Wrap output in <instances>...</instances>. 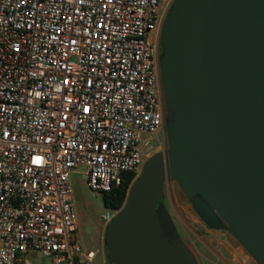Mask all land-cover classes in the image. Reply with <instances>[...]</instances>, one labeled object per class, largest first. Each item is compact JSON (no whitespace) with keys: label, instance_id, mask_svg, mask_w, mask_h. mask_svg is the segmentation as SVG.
<instances>
[{"label":"built area","instance_id":"2783aa9c","mask_svg":"<svg viewBox=\"0 0 264 264\" xmlns=\"http://www.w3.org/2000/svg\"><path fill=\"white\" fill-rule=\"evenodd\" d=\"M173 1L0 0V264H106L83 244L71 174L110 193L164 143L156 49Z\"/></svg>","mask_w":264,"mask_h":264},{"label":"water","instance_id":"95a60500","mask_svg":"<svg viewBox=\"0 0 264 264\" xmlns=\"http://www.w3.org/2000/svg\"><path fill=\"white\" fill-rule=\"evenodd\" d=\"M159 45L167 150L106 225V259L198 264L161 201L174 181L208 229L264 264V0H174Z\"/></svg>","mask_w":264,"mask_h":264},{"label":"rangeland","instance_id":"374dc122","mask_svg":"<svg viewBox=\"0 0 264 264\" xmlns=\"http://www.w3.org/2000/svg\"><path fill=\"white\" fill-rule=\"evenodd\" d=\"M166 150L167 141L164 128V143L161 148L156 149L155 153L165 152ZM85 172L86 168L79 166L71 174L78 228L86 248L100 249L98 233L101 226L105 224L102 216L106 213H112L103 207L101 195L87 188ZM163 200L173 219L180 239L192 251L198 264H226L222 257H227L229 250L235 256L238 264H256L229 233L222 230L213 232L215 234H210L207 231L206 226L193 212L189 201L186 200L176 182L169 181L166 183ZM214 235L217 236L214 238ZM217 240L228 242L234 249L217 248ZM29 258L34 264H49L40 254H31Z\"/></svg>","mask_w":264,"mask_h":264},{"label":"trees","instance_id":"16d2710c","mask_svg":"<svg viewBox=\"0 0 264 264\" xmlns=\"http://www.w3.org/2000/svg\"><path fill=\"white\" fill-rule=\"evenodd\" d=\"M133 178H134L133 174H126L124 175L121 184L114 191L110 193L101 194V202L105 209L117 210L121 208V206L123 205L126 199L128 187L131 181L133 180ZM161 201L165 204V201L163 199ZM106 261L107 263H109L107 259Z\"/></svg>","mask_w":264,"mask_h":264},{"label":"crops","instance_id":"0c3cea01","mask_svg":"<svg viewBox=\"0 0 264 264\" xmlns=\"http://www.w3.org/2000/svg\"><path fill=\"white\" fill-rule=\"evenodd\" d=\"M105 228H106V224H103L99 230V233H98V242L101 244L103 242V238H104V234H105ZM207 229V231L210 232V234H215L213 232H219L217 230H211V229H208L207 227H205ZM217 235H214V238L216 237ZM216 247L217 248H225V249H234L231 244H229L228 242H223L221 240H217L216 241ZM229 255L227 257H222L223 261L226 263V264H238V261L235 259V256L232 254V252L229 250Z\"/></svg>","mask_w":264,"mask_h":264},{"label":"flooded vegetation","instance_id":"af4514ba","mask_svg":"<svg viewBox=\"0 0 264 264\" xmlns=\"http://www.w3.org/2000/svg\"><path fill=\"white\" fill-rule=\"evenodd\" d=\"M157 58H156V61H157V64H158V55L160 53V45H159V41H158V44H157ZM164 109V108H163ZM167 208V207H166ZM183 242V241H182ZM184 243V242H183ZM185 244V243H184ZM103 247V251H104V254H105V259H106V253H107V249L105 247V245L103 244V242L100 244V248ZM106 264H111V263H107V261L105 262Z\"/></svg>","mask_w":264,"mask_h":264}]
</instances>
